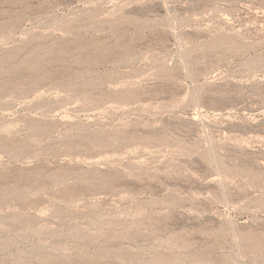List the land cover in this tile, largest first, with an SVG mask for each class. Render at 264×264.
Instances as JSON below:
<instances>
[{"label":"rangeland","instance_id":"obj_1","mask_svg":"<svg viewBox=\"0 0 264 264\" xmlns=\"http://www.w3.org/2000/svg\"><path fill=\"white\" fill-rule=\"evenodd\" d=\"M0 264H264V0H0Z\"/></svg>","mask_w":264,"mask_h":264}]
</instances>
